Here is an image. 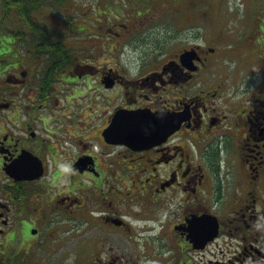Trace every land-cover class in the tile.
Instances as JSON below:
<instances>
[{"label": "flooded vegetation", "instance_id": "af4514ba", "mask_svg": "<svg viewBox=\"0 0 264 264\" xmlns=\"http://www.w3.org/2000/svg\"><path fill=\"white\" fill-rule=\"evenodd\" d=\"M68 2L0 0V264H264V63L118 65L144 24L97 46ZM139 112L182 122L141 145Z\"/></svg>", "mask_w": 264, "mask_h": 264}, {"label": "rangeland", "instance_id": "374dc122", "mask_svg": "<svg viewBox=\"0 0 264 264\" xmlns=\"http://www.w3.org/2000/svg\"><path fill=\"white\" fill-rule=\"evenodd\" d=\"M75 6L80 25L96 29L97 46L106 38L99 22L110 30L122 23L144 24L132 42L120 47L118 65H135V52L162 54L192 45L215 48L232 72L251 69L259 58L264 63V0H69L66 8Z\"/></svg>", "mask_w": 264, "mask_h": 264}, {"label": "water", "instance_id": "95a60500", "mask_svg": "<svg viewBox=\"0 0 264 264\" xmlns=\"http://www.w3.org/2000/svg\"><path fill=\"white\" fill-rule=\"evenodd\" d=\"M195 50L185 51L181 55L183 63H187L193 57ZM123 114L119 112L113 121L112 126L107 129L104 136L109 139L121 140V120ZM139 123L138 131L136 135L129 136L130 139L137 140L141 145H153L164 137L174 133L179 129V125L182 120L179 117H171L170 115L164 116L162 113L149 114L146 112H139L136 117Z\"/></svg>", "mask_w": 264, "mask_h": 264}, {"label": "trees", "instance_id": "16d2710c", "mask_svg": "<svg viewBox=\"0 0 264 264\" xmlns=\"http://www.w3.org/2000/svg\"><path fill=\"white\" fill-rule=\"evenodd\" d=\"M32 1H38V2H40L41 0H32ZM43 1H45V2L55 1L56 3H65L66 2V0H43ZM133 1L138 2V1H141V0H133ZM145 4L146 3H141L140 4V7L144 6Z\"/></svg>", "mask_w": 264, "mask_h": 264}]
</instances>
